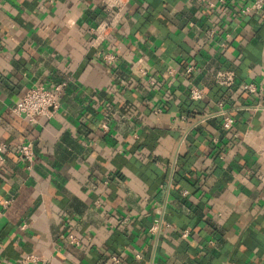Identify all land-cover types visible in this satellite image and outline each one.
<instances>
[{
    "label": "crops",
    "instance_id": "1",
    "mask_svg": "<svg viewBox=\"0 0 264 264\" xmlns=\"http://www.w3.org/2000/svg\"><path fill=\"white\" fill-rule=\"evenodd\" d=\"M252 1L130 0L97 46L104 0H0V264H264V8L242 12ZM223 69L234 85L216 82ZM58 83L53 116L13 112L30 87Z\"/></svg>",
    "mask_w": 264,
    "mask_h": 264
},
{
    "label": "built area",
    "instance_id": "2",
    "mask_svg": "<svg viewBox=\"0 0 264 264\" xmlns=\"http://www.w3.org/2000/svg\"><path fill=\"white\" fill-rule=\"evenodd\" d=\"M109 7L110 17L100 21L93 31L95 33V38L93 41L94 45L103 44L109 36L114 33L118 28L121 19L122 11L124 7L130 0H104ZM223 1V0H222ZM264 8V0H253L250 4H246L245 7L241 8V11L244 13H249L251 11H261ZM104 60L108 64L114 63L116 55L114 53H103ZM196 69L195 65H190L187 67V71L191 72ZM215 80L221 85L232 86L236 83L237 77L234 69H223L219 70L215 75ZM65 83H58L53 88H47L43 85H36L30 87L23 96L17 100L13 106V112L19 116H23L30 122H35L37 117L53 116L60 107V96L65 87ZM241 89L250 93L257 91L258 87L255 82L247 81L241 84ZM204 95L203 90L197 86L193 85L190 89V96L194 100L201 99ZM222 106V103L220 104ZM220 114L223 115V128L226 131H230L234 124L235 120L233 116L225 109L220 108ZM209 114V113H208ZM207 115V114H206ZM103 127L107 129V125L103 124ZM6 147L5 143L0 144V164L5 160L3 155V149ZM19 152L26 161H33L35 159V152L31 142L21 143L19 146ZM155 229V227H152ZM187 233H183L186 235ZM67 237L71 243L79 244L80 241L73 234H68ZM38 257L35 254H26L22 257L21 263L28 264L30 262L37 261ZM113 264H121V255L114 254L111 256Z\"/></svg>",
    "mask_w": 264,
    "mask_h": 264
}]
</instances>
